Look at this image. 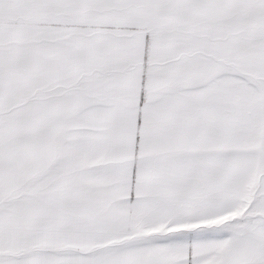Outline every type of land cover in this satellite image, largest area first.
<instances>
[{
  "label": "snow or ice",
  "instance_id": "6c2138e0",
  "mask_svg": "<svg viewBox=\"0 0 264 264\" xmlns=\"http://www.w3.org/2000/svg\"><path fill=\"white\" fill-rule=\"evenodd\" d=\"M0 264H264V0H0Z\"/></svg>",
  "mask_w": 264,
  "mask_h": 264
}]
</instances>
